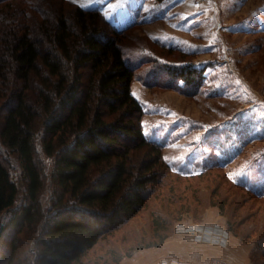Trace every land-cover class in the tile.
<instances>
[{
  "label": "trees",
  "instance_id": "obj_1",
  "mask_svg": "<svg viewBox=\"0 0 264 264\" xmlns=\"http://www.w3.org/2000/svg\"><path fill=\"white\" fill-rule=\"evenodd\" d=\"M128 28L73 0H0V264H91L101 240L145 210L169 175L221 170L264 200L217 158L196 173L174 169L163 144L145 135L132 92L137 68L124 54ZM165 63L186 86L204 84L206 65ZM171 223L153 215L159 240L148 246Z\"/></svg>",
  "mask_w": 264,
  "mask_h": 264
},
{
  "label": "rangeland",
  "instance_id": "obj_2",
  "mask_svg": "<svg viewBox=\"0 0 264 264\" xmlns=\"http://www.w3.org/2000/svg\"><path fill=\"white\" fill-rule=\"evenodd\" d=\"M73 1L129 27L123 47L127 63L137 68L132 92L144 108L143 130L163 144L173 168L196 173L217 158L231 179L264 193V0ZM185 58L207 66L197 90L167 74L165 62ZM168 178L145 210L101 240L91 264H143L167 251L159 262L194 256L207 264H264V200L231 186L221 170ZM155 214L172 223L162 242L148 246L159 240L151 226ZM189 224L220 227L227 236L218 242L180 232Z\"/></svg>",
  "mask_w": 264,
  "mask_h": 264
},
{
  "label": "built area",
  "instance_id": "obj_3",
  "mask_svg": "<svg viewBox=\"0 0 264 264\" xmlns=\"http://www.w3.org/2000/svg\"><path fill=\"white\" fill-rule=\"evenodd\" d=\"M179 230L181 232H192L195 235H197L198 238L201 239H215L217 237L218 242L224 241L227 232L225 229H222L220 227H213V226H205L201 224H189V225H181ZM157 264H192L190 262H187L185 260L181 259H170V260H163L162 262H159ZM218 264V263H214Z\"/></svg>",
  "mask_w": 264,
  "mask_h": 264
},
{
  "label": "crops",
  "instance_id": "obj_4",
  "mask_svg": "<svg viewBox=\"0 0 264 264\" xmlns=\"http://www.w3.org/2000/svg\"><path fill=\"white\" fill-rule=\"evenodd\" d=\"M181 232V231H180ZM179 233V232H178ZM180 234V233H179ZM196 245H194L196 248L197 246L199 245L200 247L201 244L199 243H195ZM169 253V251L166 252V254H163V253H157L155 254V256L151 257L150 259H148L147 261H145L143 264H156L158 263L159 261H161L162 259H164L165 257H167V254ZM175 257H179V258H182L181 256L182 255H177V253L175 255H173ZM187 259V260H186ZM186 259H183L187 262H190L192 264H207V263H204L202 260H198V259H195L194 256H191V257H187Z\"/></svg>",
  "mask_w": 264,
  "mask_h": 264
}]
</instances>
